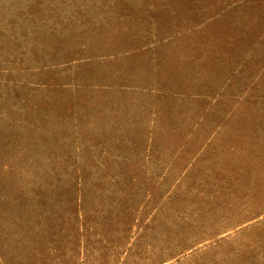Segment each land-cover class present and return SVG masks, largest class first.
Masks as SVG:
<instances>
[{
  "label": "rangeland",
  "instance_id": "374dc122",
  "mask_svg": "<svg viewBox=\"0 0 264 264\" xmlns=\"http://www.w3.org/2000/svg\"><path fill=\"white\" fill-rule=\"evenodd\" d=\"M0 264H264V0H0Z\"/></svg>",
  "mask_w": 264,
  "mask_h": 264
}]
</instances>
